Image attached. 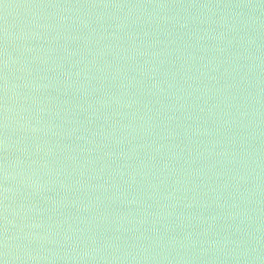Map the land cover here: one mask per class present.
Returning a JSON list of instances; mask_svg holds the SVG:
<instances>
[{"label":"water","instance_id":"1","mask_svg":"<svg viewBox=\"0 0 264 264\" xmlns=\"http://www.w3.org/2000/svg\"><path fill=\"white\" fill-rule=\"evenodd\" d=\"M0 264H264V0H0Z\"/></svg>","mask_w":264,"mask_h":264}]
</instances>
